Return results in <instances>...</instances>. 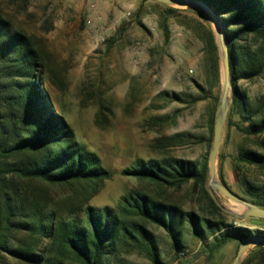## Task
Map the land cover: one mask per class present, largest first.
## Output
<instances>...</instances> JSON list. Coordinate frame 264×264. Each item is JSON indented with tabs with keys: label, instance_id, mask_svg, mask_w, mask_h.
<instances>
[{
	"label": "rangeland",
	"instance_id": "374dc122",
	"mask_svg": "<svg viewBox=\"0 0 264 264\" xmlns=\"http://www.w3.org/2000/svg\"><path fill=\"white\" fill-rule=\"evenodd\" d=\"M0 16L29 39L54 113L105 172L81 186L53 187L61 208L75 218L87 206L116 210L123 198L143 194L183 216L222 224L209 231L201 221L197 236L183 217L173 237L140 222L150 239L122 243L103 264H231L240 241L220 244L221 234L235 228L264 232V221L236 218L239 206L218 193L219 211L210 210L207 178L204 185H170L129 174L173 161L207 168L222 86L221 53L208 18L153 0H0ZM236 87L252 103L263 101L264 72L236 80ZM232 95L231 88L216 177L252 203L264 199V165L249 163L245 154L264 155V134L249 133V108L241 113ZM0 264L26 263L0 252ZM240 264L264 260L252 246Z\"/></svg>",
	"mask_w": 264,
	"mask_h": 264
},
{
	"label": "trees",
	"instance_id": "16d2710c",
	"mask_svg": "<svg viewBox=\"0 0 264 264\" xmlns=\"http://www.w3.org/2000/svg\"><path fill=\"white\" fill-rule=\"evenodd\" d=\"M198 1L223 27L233 105L243 114L249 108L245 118L251 122L249 133L264 134V100L252 103L236 87V80H252L264 72V4L261 0ZM42 84L36 50L24 33L14 31L0 16V252L26 264H103L122 243L135 242L136 236L150 239L140 222L161 226L173 237L183 217L197 236L203 234L201 221L209 231L222 225L200 221L192 213L183 216L143 194L123 198L116 210L87 206L81 216L71 217L52 188L91 183L105 177V172L94 154L77 146L71 130L54 113ZM245 159L264 165V155L248 152ZM129 174L157 184L193 181L204 185L207 168L205 163L197 168L173 161ZM204 194L208 208L219 211L206 191ZM252 203L264 209L263 198ZM248 237L264 238V232L226 230L219 243ZM256 248L264 260V248Z\"/></svg>",
	"mask_w": 264,
	"mask_h": 264
},
{
	"label": "water",
	"instance_id": "95a60500",
	"mask_svg": "<svg viewBox=\"0 0 264 264\" xmlns=\"http://www.w3.org/2000/svg\"><path fill=\"white\" fill-rule=\"evenodd\" d=\"M160 4L170 7H181L194 9L203 14L210 20L213 25L218 46L221 53V67H222V86L219 102L214 116L212 143L207 159V192L213 202L218 206L215 193L220 194L227 200L239 206V213H232L238 219H254L264 221V209L260 208L251 202H248L231 192L225 185L217 180L216 177V158L220 149L224 126L228 111L230 108V93H231V77L229 66V52L227 48L226 38L223 27L217 20L213 12L201 1L198 0H153ZM252 246H260L264 248V238L248 237L239 242L236 255L231 264H240L246 251Z\"/></svg>",
	"mask_w": 264,
	"mask_h": 264
}]
</instances>
